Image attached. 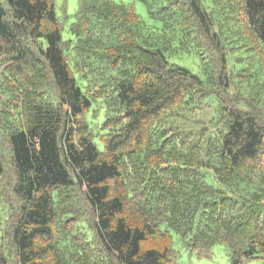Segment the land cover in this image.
<instances>
[{
  "label": "trees",
  "instance_id": "trees-1",
  "mask_svg": "<svg viewBox=\"0 0 264 264\" xmlns=\"http://www.w3.org/2000/svg\"><path fill=\"white\" fill-rule=\"evenodd\" d=\"M136 1L144 6L145 18L135 9ZM227 1L230 7H238V23L264 50V0ZM110 4L108 15L97 18L108 32L105 45L96 50L107 70L98 76L92 67L87 66L91 74L79 71L75 51L82 36L93 31L91 24L81 29L68 14L58 12L54 0H0V55L12 63L9 71L16 74L21 94L29 90L24 87L26 75L34 72L40 84L25 93L26 99L31 97L28 103L18 99L23 125L13 117L5 118L1 127L9 135L16 167L14 191L24 202L9 232L19 264H42L49 254L39 241L51 239L56 232L61 189H78L86 197L93 213L90 238L119 264L170 262L176 238L201 250V231L212 237L222 209L228 213L230 205L240 206L238 197L227 196L233 187L229 177L243 172L234 169L262 151L264 133L257 120L238 110H222L229 115L227 127L218 151L212 142L209 154L189 147L179 134L164 131L159 122L194 99L191 86L200 79L188 61L202 44L201 36L215 39L219 50L223 49L221 32L204 0H133L129 8ZM114 27L121 31L115 32ZM98 31L101 40L103 33ZM37 70L48 73L47 84L36 79ZM94 75L98 80L106 77L101 86L111 84L113 106L96 97L100 88ZM48 88L55 93L53 100L46 97ZM33 93L36 97L42 93L40 103L32 98ZM15 94L6 92L8 98L17 100ZM129 142L133 144L128 149ZM4 171L0 161V176ZM114 180L123 196L111 193ZM149 182L153 190L145 193L142 202ZM158 185L161 190L174 189L170 204L175 198L180 209L174 221L185 225L183 230L163 225L164 218L171 219L172 210L161 209L165 197L155 191ZM233 191L248 197L242 190ZM127 200L139 203L145 222L133 225L123 216ZM157 232L167 235L169 246L144 248ZM206 243L212 249L220 245ZM245 247L242 255L247 260L264 254V241L254 240ZM230 256L233 264H243L244 257L234 252Z\"/></svg>",
  "mask_w": 264,
  "mask_h": 264
},
{
  "label": "rangeland",
  "instance_id": "rangeland-1",
  "mask_svg": "<svg viewBox=\"0 0 264 264\" xmlns=\"http://www.w3.org/2000/svg\"><path fill=\"white\" fill-rule=\"evenodd\" d=\"M110 2L116 6L121 4L126 7L133 6V0H54L58 12L68 14L73 20L72 23H76L81 29H86L91 24L90 28L93 29L91 32L88 31L89 34L83 35L77 43L79 45L76 46V58L80 62L79 71L81 73L91 74V69L88 67H92L93 72L95 71L100 76L99 71L105 72L106 70L103 65L105 59L103 60L102 55H99L98 52L96 54V50L105 45L104 42L107 38L104 39V37H106L105 33L108 32L104 30V23H100L97 18L100 14L108 15L109 9L113 7ZM204 3L209 7V11L214 17L216 29L221 32L223 49L219 50L221 46L216 45L215 39L209 40L204 34L202 36L200 34L203 42L195 49L194 53L192 52L193 59L188 61L191 69L201 81H195L191 86L190 93L194 99L183 103V106L178 107L176 111H172L171 117L160 118L159 122L164 131L174 136L178 134L182 136L185 144L189 147L209 154L212 142L215 145L213 150L218 151L221 133L227 127L226 121L229 115L222 114L224 110L227 112L238 110L242 114L254 117L258 122L259 129L264 133V50L256 39L252 40L251 33L238 23L237 18L240 17L238 7H230L227 0H204ZM134 6L135 9L137 8V12L145 18L144 6L137 1L134 2ZM106 23L109 22L106 21ZM96 25L100 26L96 27ZM114 28L115 32L121 31L119 27ZM108 30H112V27ZM96 31L103 33L101 40H98ZM116 35L118 36V33ZM11 66L12 63L0 55V81L1 78L5 80L3 86L0 85V161H2L5 169L4 175L0 176V264H19L10 241L9 232L10 228L17 222L24 206V202L18 198L14 191L17 183V172L11 144H9V135L1 127H4L5 118L9 121L13 117L23 125L24 122L20 120V112L18 111L20 107L18 99L22 100L24 104L26 101L28 103L31 97L26 99L25 93L30 90L32 92V88L35 91L36 86H40V84H36L33 72L32 76L26 75L24 81L25 89L28 88L29 90L21 94V90L17 88L16 74L9 71ZM36 79L47 84L48 73L46 71L41 73L37 70ZM92 79L96 81L98 77L94 75ZM105 79L106 77L101 78L98 80V84H95L100 88L95 95L102 101L101 103L113 106L111 84L101 86L107 82ZM8 89L10 92L16 93L17 100L7 97ZM49 90L50 88L45 91L46 97H51L50 100H53L52 95L55 93H49ZM36 94L33 93L32 98L36 100V103H40L42 99L39 97L42 93H38L37 97ZM26 113L29 117L28 108H26ZM101 114L102 112H99L97 115ZM8 123V128L12 127L13 124L9 125ZM132 144L129 142L126 148L129 149ZM153 156L155 155L153 154ZM246 161L241 164L242 168L234 169V171L243 172L229 177L233 187L231 190L228 189V194L226 193L229 198L232 197L231 195L238 197L240 206L230 205L228 213L225 212L224 208L222 209L223 213L218 219V230L212 233V237L207 236L204 230L201 231V250L192 248V245L188 244L190 245L188 246L180 238H176L174 242L176 253L170 262L164 264H233L231 253L234 252L238 257L243 258L242 254L247 244H252L254 240L257 242L264 241V145L257 158ZM110 185L113 195L123 196L118 181H111ZM146 186L148 188L144 192L142 202L145 199V193L153 190L151 182ZM162 188L159 185L158 187L155 186L157 194L163 193L165 197V202H161V209L164 211L172 210L171 219L164 218L163 225L172 229L183 230L185 225H179L178 222L174 221V215L180 209L176 207L178 204L175 202V198L173 206L170 204L169 198L174 189L164 188L161 190ZM232 190H242V192L247 193L246 196L248 197L244 198L235 191L233 192L236 194L232 193ZM154 193L156 192H152L151 195ZM139 197L137 198L139 199ZM126 204V211L123 216L129 222L133 225H139L146 221L139 203L135 200H127ZM67 215H70L71 218L69 219ZM239 217L242 221L238 220ZM58 218L59 222L56 223V232L53 237L39 241V244L47 247V251H49L42 264H119L114 256L107 255L96 244V241L90 238L93 231L91 226L93 213L81 191L78 189H61ZM78 222H82L79 223L80 231L77 227ZM205 241H212L220 245L212 249L211 244L209 245ZM169 244L167 235L163 232H157L155 238L149 237L147 239L144 248L162 249ZM260 255L262 259L247 260L244 257L243 264H264V254L261 253Z\"/></svg>",
  "mask_w": 264,
  "mask_h": 264
}]
</instances>
